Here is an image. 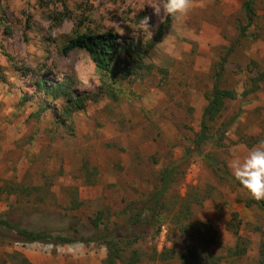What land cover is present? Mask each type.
Segmentation results:
<instances>
[{
  "label": "rangeland",
  "instance_id": "374dc122",
  "mask_svg": "<svg viewBox=\"0 0 264 264\" xmlns=\"http://www.w3.org/2000/svg\"><path fill=\"white\" fill-rule=\"evenodd\" d=\"M245 2L192 0L173 19L155 13L159 0H0V214L67 216L96 237L124 225L175 168L163 225L120 245L114 264L186 255L188 264H264V201L248 207L254 199L228 167L264 141V0L242 38ZM84 34L115 37L110 74L87 51L64 55ZM218 74L236 98L219 100L213 140L186 160ZM186 205L188 233L174 217ZM109 255L103 242L0 238V264H106Z\"/></svg>",
  "mask_w": 264,
  "mask_h": 264
},
{
  "label": "trees",
  "instance_id": "16d2710c",
  "mask_svg": "<svg viewBox=\"0 0 264 264\" xmlns=\"http://www.w3.org/2000/svg\"><path fill=\"white\" fill-rule=\"evenodd\" d=\"M255 1L256 0H247L243 6L247 18V24L240 30V36L242 38L246 37L247 32L254 25L256 15L254 6ZM117 48L118 44L115 37L110 34L98 37L84 34L70 40L64 48L63 53L64 55H68L75 50L87 51L91 55L98 70L103 74H110V67L112 65L111 57L117 53ZM219 78L220 74L216 76L212 101L204 110L201 121V130L194 142V150L190 149L187 151L186 160L194 154L202 155V146L213 140L212 135L209 133L210 128L208 121L212 120L210 114L219 100L222 98H236V93L234 91L222 90L219 87ZM175 173V168L164 169L161 176L160 189L157 190L151 198L141 203V206L129 217L124 225H121L120 227L118 226L112 230L107 229L106 234H99L96 235V237L85 238L84 236H81V232L77 229V226H81V222H75V225L72 226L71 223L74 220L77 221L74 218L70 219L67 216L24 212L18 216H16V213L12 216L0 214V238L21 244L52 243L54 245H71L78 242L84 244L103 242L106 244L110 254L106 264H114V258H120V250L118 249L120 245L123 248H126L137 243L138 241L143 240L149 231L156 227L160 228L163 225L164 218L161 217V214L163 213V210L166 209L164 198L170 189ZM254 204L261 205V201L251 200L246 205L249 207ZM182 209L184 214L182 215L180 213V216L178 217V214L176 213L177 215L175 214L174 217H176V219L178 218L177 221L183 225L180 227V231L188 233L190 229L196 228L195 225L189 222V215L191 213L190 207L186 205ZM92 223V228L96 229V232H99L97 231L99 229L98 223L96 221ZM188 228L189 230H187ZM122 247L121 249H123ZM262 248L264 249V243L262 244ZM239 249L240 248H237L236 253L242 255L243 252ZM169 252L166 254L163 252V256L167 255ZM192 254L193 253H191V255ZM187 256L188 255L182 256V264H188L189 258ZM261 256L262 258L264 257L263 250ZM134 261L136 260L134 259ZM205 262L206 264H219L220 260L214 256H207Z\"/></svg>",
  "mask_w": 264,
  "mask_h": 264
},
{
  "label": "clouds",
  "instance_id": "9594fccd",
  "mask_svg": "<svg viewBox=\"0 0 264 264\" xmlns=\"http://www.w3.org/2000/svg\"><path fill=\"white\" fill-rule=\"evenodd\" d=\"M156 14L163 10L164 17H186L193 7L192 0H159L151 6ZM142 23L148 28V18ZM233 179L256 201H264V141L250 148L243 158L229 161Z\"/></svg>",
  "mask_w": 264,
  "mask_h": 264
}]
</instances>
